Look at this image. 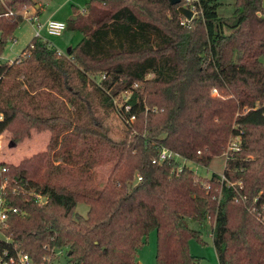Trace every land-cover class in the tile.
Here are the masks:
<instances>
[{
	"label": "trees",
	"instance_id": "trees-1",
	"mask_svg": "<svg viewBox=\"0 0 264 264\" xmlns=\"http://www.w3.org/2000/svg\"><path fill=\"white\" fill-rule=\"evenodd\" d=\"M33 2L0 4V56ZM221 5L86 0L65 21L81 33L66 52L33 36L0 59V134L50 131L43 150L0 160L4 203L17 208L0 249L33 264L58 249L72 264H137L155 230L156 264H200L191 217L209 219L218 264H264V0H233L227 15ZM162 148L205 166L227 152L224 177L153 162Z\"/></svg>",
	"mask_w": 264,
	"mask_h": 264
},
{
	"label": "rangeland",
	"instance_id": "rangeland-1",
	"mask_svg": "<svg viewBox=\"0 0 264 264\" xmlns=\"http://www.w3.org/2000/svg\"><path fill=\"white\" fill-rule=\"evenodd\" d=\"M33 1L34 2L28 6L34 5L36 3L35 0ZM43 2L44 4L45 2L47 3L44 5L42 19H39L40 23H42L44 17L51 12H53V18L65 21L71 16L72 5L82 8L85 0H43ZM221 2L222 5L220 7V11L226 15L232 13L234 9L233 0H221ZM24 8H22L19 13L22 14ZM22 16V20L19 22L14 33L7 41L4 52L1 55V60H13L18 56V54L21 53L22 49L30 41V39L36 35L35 30L38 28L37 22H35V25L31 24V21H34L36 14H26L23 12ZM40 32L41 36H37L38 38L42 37L48 42H51V44L55 43V45L58 46L62 52H66L67 49L74 45L81 37V33L77 31H69L67 29L63 30L59 35L48 34L43 29ZM13 37H16L15 40ZM49 138V130L37 131L32 129L30 135L22 142H15L7 133L4 132L0 134V160L18 163L24 156H28L32 153L43 150L46 147ZM175 157L181 163L187 164V166L192 168L196 173L205 176H209L213 172H222L225 162V154L214 157L209 165L206 166L193 161L183 160L178 155H175ZM107 173V165H100L95 169V177L98 181L102 182L107 176ZM87 208L88 205L84 202H79L76 205L77 211L82 214L86 213ZM186 220L190 227L200 229L202 231V237L205 240L204 243H201L194 238L189 239V249L192 254L201 257L200 264H218L212 237L210 235L211 224L209 219L206 218L203 221H198L194 218L187 217ZM155 253L156 231L151 230L143 237L142 244L137 248L135 254L137 264H156ZM55 257V264H72L69 261L68 254L65 249L62 251L58 250V254H55Z\"/></svg>",
	"mask_w": 264,
	"mask_h": 264
},
{
	"label": "built area",
	"instance_id": "built-area-1",
	"mask_svg": "<svg viewBox=\"0 0 264 264\" xmlns=\"http://www.w3.org/2000/svg\"><path fill=\"white\" fill-rule=\"evenodd\" d=\"M187 2L191 1V0H185ZM34 22H37V29L35 30V36H41V29L42 27L45 29L46 33L48 34H53V35H59L61 34V32L66 28V23L64 20H60V19H56L53 17L48 18L43 24L39 23L38 21H36V16L34 17ZM128 107V105H126V108ZM2 115L0 114V119H1ZM131 118H133V116H131ZM239 145H238V137H234L230 140L229 144H228V150H232V149H238ZM199 151V150H198ZM226 154L225 153V158H226ZM175 157L174 152L166 149V148H162L159 152V154L157 156H154L152 158L153 162L156 161H161L165 158L168 157ZM183 160H187L183 157H181ZM191 161V160H188ZM1 170H4V167H0ZM219 174L221 175V177H224L222 172H219ZM140 178V176H138ZM3 187H4V183L0 184V239L1 238H6V236L4 235V227H6L7 223H6V219L8 217V214L10 212H14L17 210L16 207L14 206H6L4 203V196H3ZM41 199L40 195H39V200ZM60 251H62L63 249H58ZM58 250H55V254H58ZM14 254V253H13ZM13 254H9L8 250L6 249H0V264H10V263H17V264H33V262L31 261L30 257L28 256V254H26L25 252L22 251H16L15 255ZM57 257V256H56ZM56 257H49L47 258L46 262H43L41 264H55V260Z\"/></svg>",
	"mask_w": 264,
	"mask_h": 264
},
{
	"label": "crops",
	"instance_id": "crops-1",
	"mask_svg": "<svg viewBox=\"0 0 264 264\" xmlns=\"http://www.w3.org/2000/svg\"><path fill=\"white\" fill-rule=\"evenodd\" d=\"M36 1V3L34 4V5H31V6H28V7H26V8H24L23 9V12H25L26 14H30V13H35L36 14V21H38L39 22V19L41 18L42 19V13H43V10H44V5H46V3L47 2H45V4H44V2H43V0H35ZM86 1V0H85ZM85 3V2H84ZM0 4H2V5H5L4 4V0H0ZM73 6V5H72ZM80 9H83V7L82 8H80ZM23 12H22V14H23ZM26 17V16H25ZM50 17H53V12H51L50 14H48V15H46L45 17H44V20L42 21V24L48 19V18H50ZM66 21V20H65ZM40 23V22H39ZM31 24H34L35 25V22L34 21H31ZM42 29L45 31V29L42 27ZM41 29V30H42ZM66 29V28H65ZM64 29V30H65ZM69 31H71V30H69ZM46 32V31H45ZM14 38V40H15V38L16 37H13ZM42 38V37H41ZM43 39V38H42ZM43 40H45V39H43ZM51 43V42H50ZM54 46H56L55 45V43L53 44ZM57 47V49L58 50H60V48H58V46H56ZM61 51V50H60ZM62 52V51H61ZM1 57L2 56H0V59H1ZM9 61H12V60H9ZM210 235H211V230H210ZM212 237V236H211Z\"/></svg>",
	"mask_w": 264,
	"mask_h": 264
},
{
	"label": "water",
	"instance_id": "water-1",
	"mask_svg": "<svg viewBox=\"0 0 264 264\" xmlns=\"http://www.w3.org/2000/svg\"><path fill=\"white\" fill-rule=\"evenodd\" d=\"M170 3H180L181 0H169ZM178 11L186 17V19H190L193 16V10L183 4H179L177 7Z\"/></svg>",
	"mask_w": 264,
	"mask_h": 264
}]
</instances>
